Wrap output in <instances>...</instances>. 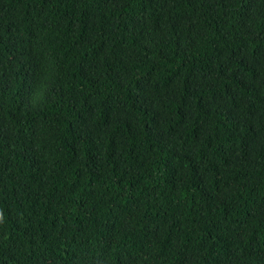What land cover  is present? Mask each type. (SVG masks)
I'll list each match as a JSON object with an SVG mask.
<instances>
[{"label": "trees", "instance_id": "trees-1", "mask_svg": "<svg viewBox=\"0 0 264 264\" xmlns=\"http://www.w3.org/2000/svg\"><path fill=\"white\" fill-rule=\"evenodd\" d=\"M0 264H264V0H0Z\"/></svg>", "mask_w": 264, "mask_h": 264}]
</instances>
